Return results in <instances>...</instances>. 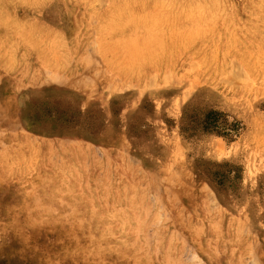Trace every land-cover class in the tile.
<instances>
[{
  "label": "rangeland",
  "instance_id": "rangeland-1",
  "mask_svg": "<svg viewBox=\"0 0 264 264\" xmlns=\"http://www.w3.org/2000/svg\"><path fill=\"white\" fill-rule=\"evenodd\" d=\"M0 264H264V0H0Z\"/></svg>",
  "mask_w": 264,
  "mask_h": 264
}]
</instances>
